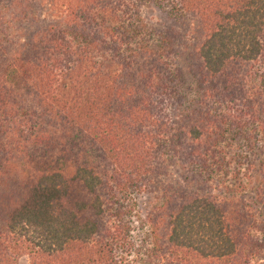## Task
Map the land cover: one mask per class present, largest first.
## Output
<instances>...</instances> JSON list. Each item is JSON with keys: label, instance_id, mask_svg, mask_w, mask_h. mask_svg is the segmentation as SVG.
<instances>
[{"label": "trees", "instance_id": "16d2710c", "mask_svg": "<svg viewBox=\"0 0 264 264\" xmlns=\"http://www.w3.org/2000/svg\"><path fill=\"white\" fill-rule=\"evenodd\" d=\"M214 190L264 203V0H0V264H121L139 192L146 262L247 263Z\"/></svg>", "mask_w": 264, "mask_h": 264}, {"label": "rangeland", "instance_id": "374dc122", "mask_svg": "<svg viewBox=\"0 0 264 264\" xmlns=\"http://www.w3.org/2000/svg\"><path fill=\"white\" fill-rule=\"evenodd\" d=\"M141 18L147 24L149 28L154 30L156 33L159 32H170V31H182L179 30V26L173 24V20H171L170 16H166L161 13L159 10L151 7L144 6L141 10ZM183 32V31H182ZM188 30H185L184 41L187 40L190 42ZM184 46H181L180 54V63L183 64L184 61ZM183 69L185 68L182 67ZM261 147L258 144L255 149L258 150ZM19 167L25 169V165L21 163ZM240 171V167H238ZM249 174V173H248ZM243 175V174H241ZM230 178V177H229ZM243 181H246V175L243 177ZM236 183H231L229 180L226 185L231 188V186ZM213 193L217 196L219 200H229V201H237L241 213H246L249 219V234L255 237L257 240V245L254 246L256 248L252 255L247 258V263L244 264H264V203L258 199L257 195L254 192H248L249 196L244 194L242 196L239 195H231L227 193H219L217 191H213ZM130 202H134V209L131 211V223H130V241L131 247L120 250V254H122L123 262L121 264H160L162 260H154V262H146V258L142 255V252H138L141 250L140 245L144 244L147 247L148 241L146 243H142L146 240V236L148 235V225H147V217L151 213L152 206V196L139 192L136 196L130 197ZM141 222H144L143 226H141ZM129 245V244H128ZM128 245H125L124 248H127ZM136 250L140 254L139 257H136ZM14 264H29L30 259L24 253H15L14 254ZM163 264V262L161 263Z\"/></svg>", "mask_w": 264, "mask_h": 264}]
</instances>
